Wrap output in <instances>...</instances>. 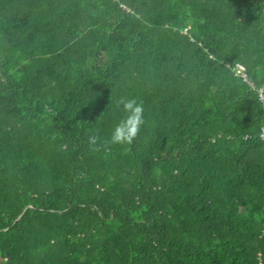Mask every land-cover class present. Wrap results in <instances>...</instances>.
Instances as JSON below:
<instances>
[{"label":"trees","instance_id":"1","mask_svg":"<svg viewBox=\"0 0 264 264\" xmlns=\"http://www.w3.org/2000/svg\"><path fill=\"white\" fill-rule=\"evenodd\" d=\"M263 86L264 0H0L3 264H264Z\"/></svg>","mask_w":264,"mask_h":264},{"label":"clouds","instance_id":"2","mask_svg":"<svg viewBox=\"0 0 264 264\" xmlns=\"http://www.w3.org/2000/svg\"><path fill=\"white\" fill-rule=\"evenodd\" d=\"M117 106L124 113V117L113 128L107 141L101 142L96 134L89 135L87 144L91 150H108L112 145H130L139 134L144 123L142 102L122 97Z\"/></svg>","mask_w":264,"mask_h":264},{"label":"built area","instance_id":"3","mask_svg":"<svg viewBox=\"0 0 264 264\" xmlns=\"http://www.w3.org/2000/svg\"><path fill=\"white\" fill-rule=\"evenodd\" d=\"M235 73L236 76L240 77L243 82H246L248 84H253L251 83V80L249 78V75L247 74L246 68L242 65H237L235 68ZM260 94H261V98L264 99V86L260 89Z\"/></svg>","mask_w":264,"mask_h":264},{"label":"rangeland","instance_id":"4","mask_svg":"<svg viewBox=\"0 0 264 264\" xmlns=\"http://www.w3.org/2000/svg\"><path fill=\"white\" fill-rule=\"evenodd\" d=\"M250 78V77H249ZM0 264H3L2 260L0 259Z\"/></svg>","mask_w":264,"mask_h":264}]
</instances>
